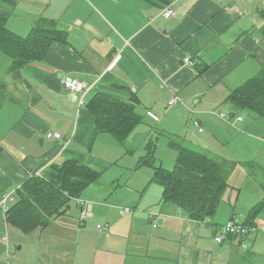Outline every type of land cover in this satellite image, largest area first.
I'll use <instances>...</instances> for the list:
<instances>
[{
  "label": "crops",
  "instance_id": "1",
  "mask_svg": "<svg viewBox=\"0 0 264 264\" xmlns=\"http://www.w3.org/2000/svg\"><path fill=\"white\" fill-rule=\"evenodd\" d=\"M168 9L174 15L166 18ZM261 11L264 0H0V15L13 33L25 38L35 28H48L63 35L42 61L25 67L16 68L0 52V204L5 195L15 199L32 172L52 164L77 160L100 172L119 167L132 153L128 141L144 124L152 132L162 122L164 132L180 140L169 141L170 149L171 142H180L219 160L209 143L263 141V133L254 132L226 103L264 66ZM65 78L87 84L86 104L105 94L134 105L140 125L121 143L110 134H96L94 115L64 88ZM174 97L179 102L169 105ZM48 133L60 134L61 140ZM138 161L121 166L127 175L116 177L108 189L100 179L82 194L91 206L85 220L86 205L81 209L74 201L69 216L24 234L7 223L0 207V264H44L41 256L48 257L45 264H85L88 252L92 264L263 263V238L255 233L222 244L215 236L228 222L244 224L264 203V177L255 178L257 186L228 183L212 223H200L163 203L162 187L150 183L153 170L138 167ZM244 168L251 176L253 169ZM262 213L252 227L257 232L258 223L264 227ZM106 223L105 232L97 230ZM94 224L92 232L88 226Z\"/></svg>",
  "mask_w": 264,
  "mask_h": 264
},
{
  "label": "trees",
  "instance_id": "2",
  "mask_svg": "<svg viewBox=\"0 0 264 264\" xmlns=\"http://www.w3.org/2000/svg\"><path fill=\"white\" fill-rule=\"evenodd\" d=\"M260 15L264 21V11ZM6 21L7 17L0 15V52L10 56L16 68L42 61L53 43L63 41L60 31L48 28H35L23 38L10 31ZM260 34L264 40V25ZM226 103L234 115L249 111L264 117V66L256 76L233 90ZM86 108L95 117V133L110 134L120 143L141 123L134 105L105 94L94 95ZM169 145L177 153L172 169L157 164L152 143L147 146L148 154L138 161V167L153 170L150 183L162 187L163 203L175 205L189 220L212 223L228 188V178L234 169L232 162L194 151L180 142ZM101 176L102 172L77 160H66L32 172L16 191L15 202L6 211V221L24 234L45 230L52 221L66 215L68 207L81 199L88 188L98 184ZM263 210L264 203H260L243 225L256 227L255 221ZM255 234H260V230ZM228 238L238 239L237 236Z\"/></svg>",
  "mask_w": 264,
  "mask_h": 264
},
{
  "label": "rangeland",
  "instance_id": "3",
  "mask_svg": "<svg viewBox=\"0 0 264 264\" xmlns=\"http://www.w3.org/2000/svg\"><path fill=\"white\" fill-rule=\"evenodd\" d=\"M66 79L67 78H65L64 80ZM84 102H85V99H84ZM79 106H82V105L79 104ZM240 113L244 117L246 124L248 122V125L250 126V128H254V132H256L257 134L260 132L263 133V141H260L259 139H255L252 141L251 139L250 141L252 142L246 143L243 141V139L236 138L230 142H228L227 140H224V141L221 140V143H214V142L209 143L211 149L213 151H216L213 154L218 155L220 158L224 160L232 162L234 166V170L232 171L231 175L228 178V183L236 184L237 188L242 187L243 184L257 186V181L255 178L264 177V117H257L256 115H254L253 113L249 111H243ZM242 116H236V118L241 117L243 119ZM161 123L155 124V125L153 124L154 126L153 125L152 126L154 129L152 132L151 131L149 132V128L148 127L146 128L145 124L137 129V131L131 136L130 138L131 140L128 141V149L132 150L131 155H127L124 161L122 162L120 161L119 164L116 165L119 167H114V168L112 167L111 169L106 170L105 172L102 171L101 185L103 186V188L108 189L107 188L108 185L112 182V180L116 179V177H118L119 175H122V176L127 175V172L123 170L121 166H130V165L134 166V163H136L141 157L146 156L148 154L147 145L151 142L154 143L153 154L155 156L157 164L163 165L167 169H172L175 166L177 153L175 150L170 149V147L168 146V142L172 140H176V141H180V140H177L171 137L168 133L164 132L163 130L164 126ZM187 124L191 125V122L188 123L187 121ZM190 128L194 129L195 126L192 124ZM208 136H210V134ZM179 138L184 139L183 135L181 134ZM189 139L191 138H188V140ZM57 140H61V138ZM244 166H250V168L253 169L251 172V176L247 173ZM258 166H260L263 170L259 169ZM255 169L259 170L258 173L255 171ZM143 170H145L146 172L150 169L145 168ZM149 172H151V177H152V171L150 170ZM125 179H126L125 177L120 179V181H122L121 184H123ZM89 190L91 189H87V192ZM245 196H247V192L243 193L241 196V199L239 202L241 207L244 205L243 200ZM224 197H223V200H224ZM81 200L83 202L89 203V201L85 199V196H82ZM77 206L74 205L71 211V214L74 216L79 214V210H78L79 208ZM69 214L70 212H67V214L63 216H69ZM263 214H264V211L262 215ZM258 226H259V229H261L260 231H263L264 227L260 226L259 223H258ZM88 229L91 230L92 232H95L96 224H94L93 226H88ZM202 229L204 228L202 227ZM260 237L263 238V241H260V243L263 244L261 245V248L264 249V235H256V239ZM24 255L25 253L22 254V256ZM78 259H79V256L77 255V260ZM40 260H42L43 263L45 264L46 261H48V257L41 256ZM92 260H93V256H91L90 252H88L84 257V263L92 264ZM59 261L61 262L63 260L60 259ZM65 261L67 262V260ZM255 264H264V261L263 263L256 262Z\"/></svg>",
  "mask_w": 264,
  "mask_h": 264
},
{
  "label": "built area",
  "instance_id": "4",
  "mask_svg": "<svg viewBox=\"0 0 264 264\" xmlns=\"http://www.w3.org/2000/svg\"><path fill=\"white\" fill-rule=\"evenodd\" d=\"M174 15L173 9H168L164 13V16L166 18H169ZM120 59V56L117 57V59L114 61V64ZM189 59H185V63H189ZM64 88L67 89L75 98H79L78 102L80 105H85L84 99L88 95L90 88L87 86L86 83L73 79V78H67L66 80L63 81ZM179 102L178 98L174 97L169 101V105H175ZM222 118H225L226 115L221 114L220 115ZM238 121H242L243 119L241 117L237 118ZM196 125L199 127L200 131H203V129L199 126V123L196 122ZM48 137H54L56 139H60L61 135L57 133H50L48 134ZM37 175L39 173H36ZM15 201L14 197L12 195H5L2 198L0 207L4 210L7 211L10 207V205ZM75 203L83 209L84 206L86 205L85 209L82 210L81 217L84 219L86 218L87 215L90 214L91 212V206L89 205L90 203L83 202L80 199H76ZM125 213H130V209L124 210ZM156 220L158 219V216H153ZM156 224H154L155 226ZM108 229V224H98L97 225V230L101 232H105ZM256 232V230L252 227H247L243 225L242 223H239L237 221H231L228 222L227 224L223 225L220 232L215 236V242L217 244H222L229 236H237L238 240H246L247 238H251L253 234Z\"/></svg>",
  "mask_w": 264,
  "mask_h": 264
},
{
  "label": "bare ground",
  "instance_id": "5",
  "mask_svg": "<svg viewBox=\"0 0 264 264\" xmlns=\"http://www.w3.org/2000/svg\"><path fill=\"white\" fill-rule=\"evenodd\" d=\"M152 217H153V216H152ZM153 218H154V217H153ZM154 224H156V225L154 226ZM152 226H153L154 228H157V226H158L157 220H156L155 218L153 219Z\"/></svg>",
  "mask_w": 264,
  "mask_h": 264
},
{
  "label": "water",
  "instance_id": "6",
  "mask_svg": "<svg viewBox=\"0 0 264 264\" xmlns=\"http://www.w3.org/2000/svg\"><path fill=\"white\" fill-rule=\"evenodd\" d=\"M68 208L70 209V206Z\"/></svg>",
  "mask_w": 264,
  "mask_h": 264
}]
</instances>
